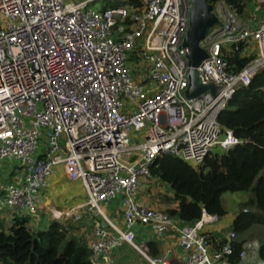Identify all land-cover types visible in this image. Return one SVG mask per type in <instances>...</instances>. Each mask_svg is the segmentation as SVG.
<instances>
[{
  "label": "built area",
  "instance_id": "1",
  "mask_svg": "<svg viewBox=\"0 0 264 264\" xmlns=\"http://www.w3.org/2000/svg\"><path fill=\"white\" fill-rule=\"evenodd\" d=\"M96 1L0 0V163L19 164L0 192V214L17 210L36 227L45 214L71 218L85 227L91 264L124 244L148 264H245L244 249L231 260L233 231L215 245L206 230L218 214L202 208L197 221L183 224L152 206L146 191L159 155L199 166L213 148L247 141L218 115L264 68V0H251L242 14L218 1L219 15L213 4L219 23L199 41L207 57L195 71L197 85L214 91L196 96L186 93L182 46L191 0H119L100 10ZM235 53L252 57L235 70L228 60ZM59 165L67 180L81 182L83 202L43 199ZM147 226L174 232L173 245L152 254L137 241Z\"/></svg>",
  "mask_w": 264,
  "mask_h": 264
},
{
  "label": "trees",
  "instance_id": "2",
  "mask_svg": "<svg viewBox=\"0 0 264 264\" xmlns=\"http://www.w3.org/2000/svg\"><path fill=\"white\" fill-rule=\"evenodd\" d=\"M207 1L211 4L225 1L241 14L245 7L241 0ZM128 2L139 3L138 0ZM251 57L235 53L228 60L233 69L239 70ZM218 120L235 136L247 141L227 151L210 153L199 166L163 154L157 156L149 168L153 178L171 189L169 199L176 205L165 211L183 224L197 221L202 208L225 217L228 211L222 199L224 192L249 194L241 202L233 222L221 230L223 234L211 233L215 245L225 239L226 232L236 234L231 257L236 261L246 242L239 234L253 224H264V68L252 77L248 86L235 92ZM28 222L26 214L16 212L12 213L9 225L0 218V264H91L87 242L76 233L78 223L70 226L53 220L48 226L35 230ZM140 234L138 240H141ZM148 245L152 254L159 253L157 241L148 240ZM258 257L264 263V238L258 247Z\"/></svg>",
  "mask_w": 264,
  "mask_h": 264
},
{
  "label": "crops",
  "instance_id": "3",
  "mask_svg": "<svg viewBox=\"0 0 264 264\" xmlns=\"http://www.w3.org/2000/svg\"><path fill=\"white\" fill-rule=\"evenodd\" d=\"M1 169H3V168L0 166V192L4 190L5 183H6V180H4L5 179L4 176L1 175ZM157 181L161 182L160 180H157ZM48 183H49L48 188H47V190L44 194V197H43V199L46 200L47 202L60 203L61 206H73L75 204L83 202L85 199V193H84V196H82L83 195L82 191L84 190V188H83L81 182L78 180L77 181L67 180L66 176H65L64 168L61 165L56 166L54 172L48 177ZM168 189L170 190V193H171V189L167 186V190ZM168 195H170V194H168ZM174 205H176V203ZM109 208L111 210V213L113 214V217H116L117 215H116V212L114 211L113 204H110ZM12 213H13V211L6 210L4 213L0 214V218H2L4 220L6 225H9L11 223V217H12L11 214ZM236 215H237V212H235L231 215L227 214L225 217H221L220 221L218 223L206 227V230L210 234L214 233V232H219L220 234H223V231H221V230H223V228H226L227 226H229L233 222V220L235 219ZM42 217L43 218H41L39 226L40 227L48 226L50 224V222L52 221L50 216L45 214V215H42ZM67 220H68V218H64L60 222L64 225H66ZM32 224H34V226H36L34 222H32ZM73 224H74V222H73ZM77 227L81 228V230H82L81 235L83 238H85L86 237V231L83 230V229H85V227H81L80 224H78ZM143 229H144L143 232L140 234L141 240L137 239V241H145L146 240L145 242L147 244H148V240H151V239L157 241V247L159 248V253H161L164 250V248H166L168 245H173V243L175 241L176 234L172 231L162 230L161 232H158V230L155 228V231L153 232L152 230H154V229L152 228V226H147ZM225 234H224V236H225ZM145 237H147V238H145ZM263 238H264V236H263ZM249 244H251V246H249L248 252L255 251L256 256H257L258 255V247H259L260 243L259 244L257 243V245H254L246 239V242L243 246V249L246 250L247 245H249ZM248 252L246 251V263L245 264H247L250 260H252L251 257L249 256ZM122 260H123V258L119 257L118 254L116 256H114V251H113L108 256L103 258L99 262V264H122L121 263Z\"/></svg>",
  "mask_w": 264,
  "mask_h": 264
},
{
  "label": "rangeland",
  "instance_id": "4",
  "mask_svg": "<svg viewBox=\"0 0 264 264\" xmlns=\"http://www.w3.org/2000/svg\"><path fill=\"white\" fill-rule=\"evenodd\" d=\"M243 1L245 2V5L249 7L252 4L251 0H243ZM120 4L121 2L119 0H97L96 3L92 5H94L95 8L100 10L104 7L116 6ZM214 11L217 14L221 15V7L218 4V2L214 4ZM254 50L256 52L255 48ZM212 151L218 152L219 150L218 148H213ZM0 166L3 168L1 169V175L4 176L5 178L4 180L6 181H10L13 176L18 174L19 164L17 161H14V160L2 161L0 163ZM150 183H151L152 189L147 190L146 192L150 194L149 200H150L151 205L157 209H162V210H165L167 207H173L175 204V201L169 199V198H172V193H170V190L169 189L167 190V187L161 182L157 181L155 178L152 179ZM82 193H83L82 196H84L85 191L83 190ZM248 195L249 194L245 192H233V193L224 192L222 195V199L227 208L228 215L238 212L240 209L241 202ZM14 211L16 213H19L17 210H14ZM107 213L109 216H113L109 206H107ZM27 216L29 217L28 226L34 229V224H32V222H34L33 216H29V215ZM66 224L70 226H74L73 222L69 218ZM152 231L154 232L155 230H152ZM76 233L78 234L77 235L78 237L83 238L81 235L82 234L81 228L77 227ZM263 236H264V224H259V223L251 225L248 229H246L244 232L239 234V237H241V239H247L254 245H257V243L258 244L261 243V241L263 240ZM83 239L85 240V238ZM249 246H251V244L247 245V249H246L247 252L249 251ZM248 253L252 260H250L247 264H264L260 260L258 255L256 256L255 251H250ZM117 254L119 257L123 258L121 262L122 264H148L145 261V258L142 254H140L139 252H137L136 250H134L132 247L128 246L127 244H124L122 247L114 249V256H116Z\"/></svg>",
  "mask_w": 264,
  "mask_h": 264
},
{
  "label": "water",
  "instance_id": "5",
  "mask_svg": "<svg viewBox=\"0 0 264 264\" xmlns=\"http://www.w3.org/2000/svg\"><path fill=\"white\" fill-rule=\"evenodd\" d=\"M189 28L185 35L182 46L187 48L189 85L186 89L188 96H196L210 89L214 91L213 85L200 86L196 82L195 67L207 57V52L199 47V41L203 39L208 30L219 23L218 17L213 12V4L207 0H191Z\"/></svg>",
  "mask_w": 264,
  "mask_h": 264
},
{
  "label": "clouds",
  "instance_id": "6",
  "mask_svg": "<svg viewBox=\"0 0 264 264\" xmlns=\"http://www.w3.org/2000/svg\"><path fill=\"white\" fill-rule=\"evenodd\" d=\"M11 211H13V212H15L14 210H11ZM12 215V214H11ZM12 218V217H11ZM69 219H71V218H69ZM56 220V219H55ZM62 219H58V220H56V221H61ZM72 220V219H71ZM53 221V220H52ZM73 221V220H72ZM74 222V221H73ZM67 225V224H66ZM41 227H36V226H34V229L35 230H38V229H40ZM86 241V240H85Z\"/></svg>",
  "mask_w": 264,
  "mask_h": 264
}]
</instances>
